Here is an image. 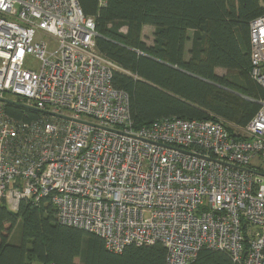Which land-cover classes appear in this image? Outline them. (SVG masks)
<instances>
[{"label":"built area","instance_id":"2783aa9c","mask_svg":"<svg viewBox=\"0 0 264 264\" xmlns=\"http://www.w3.org/2000/svg\"><path fill=\"white\" fill-rule=\"evenodd\" d=\"M96 35L77 0H0V204L50 205L115 253L159 243L166 264L202 248L264 264V99L232 134L221 118L136 128ZM249 37V76L264 89V14ZM5 100L38 115L14 118Z\"/></svg>","mask_w":264,"mask_h":264},{"label":"trees","instance_id":"16d2710c","mask_svg":"<svg viewBox=\"0 0 264 264\" xmlns=\"http://www.w3.org/2000/svg\"><path fill=\"white\" fill-rule=\"evenodd\" d=\"M77 1L94 19L98 52L120 68L112 84L128 94L134 127L166 117L243 127L259 109L264 89L249 76V23L264 14V0ZM145 25L154 29L149 46L141 38ZM4 109L17 119L38 115L11 104ZM165 256L159 243L109 251L99 236L59 223L50 205L23 202L12 212L0 204V264H166ZM188 264L238 263L202 248Z\"/></svg>","mask_w":264,"mask_h":264},{"label":"rangeland","instance_id":"374dc122","mask_svg":"<svg viewBox=\"0 0 264 264\" xmlns=\"http://www.w3.org/2000/svg\"><path fill=\"white\" fill-rule=\"evenodd\" d=\"M152 29L153 28L150 27V26L149 27H144L142 29V33L141 34H142V38H143L144 42L146 43V45L152 43V40H153V33L151 31ZM40 37H42V39L48 43L50 49H52V48L55 47L56 44H55L54 40H52L51 38L46 37V36H41L40 35ZM26 66H30V67H35L36 66V62L33 59V57H27V59H26ZM217 73L219 75H225L226 74V71L224 69H217ZM226 127H229L230 128V126H229L228 123L226 124ZM34 264H36V263H34Z\"/></svg>","mask_w":264,"mask_h":264},{"label":"crops","instance_id":"0c3cea01","mask_svg":"<svg viewBox=\"0 0 264 264\" xmlns=\"http://www.w3.org/2000/svg\"><path fill=\"white\" fill-rule=\"evenodd\" d=\"M144 27H149L148 25H145V26H143V28ZM150 27H152V26H150ZM142 28V29H143ZM153 28V27H152ZM152 31V33H153V31H154V29H152L151 30ZM189 34H191V33H189ZM189 37H190V35H189ZM141 38H142V34H141ZM142 40H143V38H142ZM144 41V40H143ZM152 42H153V40H152ZM152 44V43H151ZM151 44H148V46L149 45H151ZM190 49V42H187L186 44H185V54H184V58L185 59H188V50ZM216 73H217V70H216ZM218 74V73H217ZM219 75V74H218Z\"/></svg>","mask_w":264,"mask_h":264},{"label":"water","instance_id":"95a60500","mask_svg":"<svg viewBox=\"0 0 264 264\" xmlns=\"http://www.w3.org/2000/svg\"><path fill=\"white\" fill-rule=\"evenodd\" d=\"M125 73L126 74H128L129 76H133L131 73H129V72H126L125 71ZM7 103H9V104H13V105H16V106H21V107H25V105H23V104H20V103H17V102H14V101H11V100H5Z\"/></svg>","mask_w":264,"mask_h":264}]
</instances>
